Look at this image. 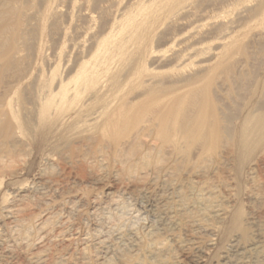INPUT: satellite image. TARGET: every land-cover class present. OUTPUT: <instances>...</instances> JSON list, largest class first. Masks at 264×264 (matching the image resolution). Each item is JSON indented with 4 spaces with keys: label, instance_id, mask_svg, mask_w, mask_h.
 <instances>
[{
    "label": "bare ground",
    "instance_id": "bare-ground-1",
    "mask_svg": "<svg viewBox=\"0 0 264 264\" xmlns=\"http://www.w3.org/2000/svg\"><path fill=\"white\" fill-rule=\"evenodd\" d=\"M55 2L43 0L38 12V52ZM170 4L181 3L131 0L124 9L116 6L89 47L71 45L76 58L65 77L53 67L31 84L30 97L17 96L24 78L17 77L0 98V186L22 174L29 148L40 151L42 162L33 189H15L9 205L7 195L0 196L7 234L0 236V264H18L17 258L19 264H264V106L231 107L222 90L233 85L211 83L206 60L189 76L158 78L157 63L203 57L210 50L205 44L222 45L234 33L228 26L222 37L193 35L165 58L151 41ZM137 50V62L118 80L116 64ZM57 160L76 165L87 188L111 183L105 201H91L96 213L122 201L142 222L115 210L104 238L69 224L72 208L88 199L75 185L46 176ZM53 206L66 214L55 223V236L41 218L49 219ZM26 214L38 219L25 224ZM80 216L84 221L89 214ZM33 230L47 241H32ZM65 234L78 237L52 241Z\"/></svg>",
    "mask_w": 264,
    "mask_h": 264
},
{
    "label": "rangeland",
    "instance_id": "rangeland-1",
    "mask_svg": "<svg viewBox=\"0 0 264 264\" xmlns=\"http://www.w3.org/2000/svg\"><path fill=\"white\" fill-rule=\"evenodd\" d=\"M73 1L74 0H56L54 11L46 22L45 31L41 38L40 51L38 52L39 24L37 22V16L39 15L38 12L41 10L43 0H0V98L2 96L5 97L4 95L8 94L7 90L10 92L12 85H15L16 82L23 77V80H25L21 81L17 96H32L31 94L34 93L33 90L31 91L30 89L31 84L33 85L35 83L39 75L48 77L51 72L50 70L55 66L58 77H65V74L69 71L68 65H70L72 61L74 63V58H76L75 51H70L72 49H70V47H73L71 45L79 43L78 45H82L84 49L89 47V43L97 36V32L103 28V30H105L108 26L106 23H108L109 16L115 13L114 10L117 3H120V6L118 5L116 8L117 10L124 9L131 3V0H92L93 4L91 2L90 4L88 0H78L73 5ZM177 1L181 3L178 7H175L174 4H170L166 7L169 14L165 13L164 15H159L155 24V36L152 37L151 41L154 47L164 52L165 58L172 55L181 43L188 40L193 35L205 36L206 39L211 37H222L224 36L221 32L222 28L228 26H232L231 29H233L234 33L228 38L226 37L227 39L223 43L225 46H223V44L219 45L218 41L205 44L204 48H209L210 50L203 57L190 61L185 60L171 65H163L161 62L160 64L157 63L154 67H156V70L159 72L160 77L158 78L168 79V77H180V75L182 77L189 76L190 74L198 72V65L206 60V67L211 70L206 77H208L211 83H226L228 85H233V88L231 87L229 92H227L225 88L222 90V93L229 94L232 103L234 102L231 107L239 111L243 107H252L255 109L264 106V14H262L264 10V0ZM194 13L199 15H194ZM85 14L93 16V18L85 16ZM190 14L193 15V17L190 16ZM105 20H107L106 23L104 22ZM102 23L107 26H103ZM76 27L78 30H76ZM82 27L84 29H81ZM85 29H88L87 33ZM224 30L225 29H223V31ZM72 32H74L76 37ZM226 33H229V31ZM173 35H177V37L173 39ZM79 36L81 40H79ZM170 37L172 39H170ZM70 38H73L72 42H69L71 41ZM74 38H77L79 41L75 39L76 42H73ZM224 39L225 38H223V40ZM139 51L140 50H137L129 55H125L126 57H119L121 60L119 59L120 62H118L119 60L117 61V70L114 71V75L116 76V73L117 75L123 73L127 74L131 66L137 62L136 57L139 55ZM71 53L74 54L73 57ZM215 54L219 55L220 59H217ZM71 66L69 68H71ZM124 74L117 76L118 80H122L120 77L124 78ZM218 92H221V90L218 89ZM29 152L31 153L28 154L29 156L25 160V170L22 174L15 179H5L0 186V196L3 194L7 195L5 199L6 205L14 201L13 191L15 189L21 188L24 191L33 189L37 183L39 178L38 173H40V168L42 166L40 151L32 147L27 150V153ZM63 152L66 155H71L68 149ZM78 171L79 168L76 165H64L59 160L53 162L52 166H48L46 171H44L49 178L53 180L57 179L61 186L75 185L80 189V195L82 194L88 199V201L85 200L86 202H82L84 205H79V207L76 205V207H73L75 209L72 208V215L70 218L68 217L69 224L72 225L75 223L74 225L76 228L81 226L83 230L87 231L94 230L96 234L99 235L98 237L101 236V238H104L109 233L110 226L113 222L111 219L110 223L109 217L112 218V215L116 214L117 210L122 216L125 214L123 219L129 218L130 220H135L139 218L136 217L138 215L135 213V209L129 206L125 208L124 202L122 201L116 202V211L113 207V209L111 208L101 213H96L94 210L95 207H93L94 205L91 201H93V198L98 202L105 201L106 188L109 189L111 183L108 181L106 187L89 186V188H87L88 185L86 180L82 178L84 175H78V173H80ZM53 208L50 209L53 213L52 216L49 217V219L51 218L50 220L45 218L48 216H43L41 218H44L42 219L45 222V225H43L44 228L51 231L53 230L51 235L55 236L59 234L58 232L60 230L58 227L60 225L56 226L55 223L58 221L60 222L63 216L62 219H66V214L63 211L57 213L59 209L57 208V210L56 206H53ZM55 212L57 215H55ZM81 212L89 214L88 218L84 221L82 218L80 220V217H82L80 216ZM1 214L0 212V219L3 221L5 219ZM26 215L27 217H24L27 219L25 224H31L38 219L35 216L28 218V214ZM58 218L59 220H57ZM140 218L138 222H142ZM5 221L4 223H6ZM68 223H65V225ZM2 225L3 224H0V236H6L4 238H7V234ZM32 233L34 237L31 238L32 241H47L40 238L38 232H34L33 230ZM13 234L19 236L21 232L15 231ZM66 236L68 235L65 234L60 238H55L56 240H51L75 241L74 239L78 237L75 235ZM19 259L17 258V263H20Z\"/></svg>",
    "mask_w": 264,
    "mask_h": 264
}]
</instances>
